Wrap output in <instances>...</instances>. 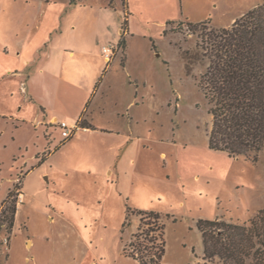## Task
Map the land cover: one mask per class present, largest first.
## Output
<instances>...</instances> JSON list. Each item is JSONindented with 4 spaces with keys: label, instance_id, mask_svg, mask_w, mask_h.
Listing matches in <instances>:
<instances>
[{
    "label": "rangeland",
    "instance_id": "374dc122",
    "mask_svg": "<svg viewBox=\"0 0 264 264\" xmlns=\"http://www.w3.org/2000/svg\"><path fill=\"white\" fill-rule=\"evenodd\" d=\"M263 5L0 0V264H137L124 254L137 211L162 218V264H221L205 258L197 224H243L264 211V148L248 157L210 148L213 35ZM50 34L47 48L38 46ZM110 45L118 49L99 73L101 48ZM19 51L53 57L47 83L37 86L49 103L46 119L22 80L7 74ZM34 64L21 68L24 82ZM90 93V130L78 126L65 140L47 122L74 117ZM20 192L26 199L18 203Z\"/></svg>",
    "mask_w": 264,
    "mask_h": 264
},
{
    "label": "trees",
    "instance_id": "16d2710c",
    "mask_svg": "<svg viewBox=\"0 0 264 264\" xmlns=\"http://www.w3.org/2000/svg\"><path fill=\"white\" fill-rule=\"evenodd\" d=\"M123 5L127 7V0H123ZM128 23L125 16L126 29ZM120 44L125 49L124 39ZM212 46L214 63L208 75L212 78L215 105L211 109L209 145L230 157H248L250 151L264 148V5L237 19L231 29L214 34ZM78 126L90 129L84 121ZM12 195L13 191L9 197ZM135 213L141 218L140 225L124 251L125 256L137 264H162L165 241L161 216L153 212ZM16 214L14 205L7 218L9 231L14 228ZM197 227L207 260L264 264V211L243 224L223 219L200 220Z\"/></svg>",
    "mask_w": 264,
    "mask_h": 264
},
{
    "label": "crops",
    "instance_id": "0c3cea01",
    "mask_svg": "<svg viewBox=\"0 0 264 264\" xmlns=\"http://www.w3.org/2000/svg\"><path fill=\"white\" fill-rule=\"evenodd\" d=\"M121 31H122V29H121ZM52 38L53 37H51V34L48 36L44 35V37H42L40 39V41L41 40L42 41L38 44V46H43L44 48H47V43H49V41H51ZM45 42H47V43H45ZM60 52H62V51H60ZM81 53L84 55H88L87 51H85V52L82 51ZM101 53H102V48H101ZM6 54L7 55H6L5 62H8L10 52L6 50ZM75 55L76 54L74 51L69 52V57H71V56L75 57ZM15 56H16L15 57L16 65H14L12 70H9L7 72V74L13 79H16V80L21 79L22 80V85L24 86V88H23L24 92L26 94H29L28 99L31 102L40 106V110L43 114V119H46L47 118L46 113L48 112L49 103H48V101H45V97H44L45 92L41 91L40 89H37V86H38V83H43V84L47 83L46 79L50 76V73L47 71H48L49 67H52V64H53V63H49L47 60L52 59L53 57H52V55H48V57L46 58L47 60L42 62L41 60H38V59L36 60V56H35V58L33 57L34 59H31L29 56L27 58L23 57L21 54V51L16 52ZM21 59H22V61L20 63V66H18V60L20 62ZM86 59H87V57H86ZM104 61H105V59H104ZM33 64L36 67L35 71L32 74L28 75L27 81L24 82L23 78H25L24 77L25 72L23 70H21V68L23 66L31 67ZM110 65H111V63L107 64L106 62H103L100 65V72L99 73H102V72L105 73L106 70L110 67ZM99 83H100V80L96 83L95 90L97 89V86ZM48 89H50V86H48ZM48 89H46V92L48 94H51L49 92L50 90H48ZM91 93L88 94V100H85V103H83V105L80 106V108L78 107V109H77L78 113L76 115H74V117L68 118L67 121H63V122H66L71 126H75V125L79 124L81 121H84L85 123L89 124V122H88L89 117L87 116V113H88L89 105H90L92 98H93V94L91 95ZM50 121L51 122H47V124H49L50 126L56 125L57 123H59L58 120L54 119V118H51ZM38 123H42V121H39ZM43 123H45V122L43 121ZM83 129L90 130L89 128H83ZM29 172L30 171H28L26 174H29ZM10 190H9V192H10ZM24 195H25V199H26V194L24 193ZM17 214H16V216H17Z\"/></svg>",
    "mask_w": 264,
    "mask_h": 264
},
{
    "label": "built area",
    "instance_id": "2783aa9c",
    "mask_svg": "<svg viewBox=\"0 0 264 264\" xmlns=\"http://www.w3.org/2000/svg\"><path fill=\"white\" fill-rule=\"evenodd\" d=\"M117 49H118L117 45H110V46H103L102 47V55H103L105 62L107 64H109L112 61ZM56 126L61 130L62 136L65 140H68L72 136H74L75 131L77 130V127H78V125L71 126L66 122H59L56 124ZM24 197H25L24 192L18 193V199H19L18 203L23 202Z\"/></svg>",
    "mask_w": 264,
    "mask_h": 264
}]
</instances>
